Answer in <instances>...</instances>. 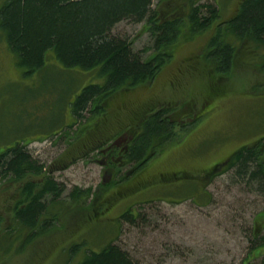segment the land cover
<instances>
[{
  "label": "rangeland",
  "instance_id": "1",
  "mask_svg": "<svg viewBox=\"0 0 264 264\" xmlns=\"http://www.w3.org/2000/svg\"><path fill=\"white\" fill-rule=\"evenodd\" d=\"M182 1L217 3L221 17L179 40L152 81L119 90L105 112H85L80 121L71 102L83 86L105 76L97 67H65L52 49L42 70L25 74L0 28V147L26 142L64 187L43 216L47 229H31L14 212L25 182L0 177V264H79L109 242L140 264L261 263L260 250L248 251L253 233L264 234V192L231 169L209 183L206 175L240 146L264 138V46L232 38L238 47L233 68L218 73L208 43L216 23L232 18L240 0ZM179 6L180 0L152 4L165 16L185 13ZM113 33L132 40L143 58L151 54L142 50L153 42L146 21L122 20ZM163 104L176 106L175 121L203 116L118 179L132 169L124 165L118 174L108 166L109 148L124 146L126 136L140 131L144 118ZM75 187L90 195L74 199ZM130 207L136 215L131 221L122 218Z\"/></svg>",
  "mask_w": 264,
  "mask_h": 264
},
{
  "label": "trees",
  "instance_id": "2",
  "mask_svg": "<svg viewBox=\"0 0 264 264\" xmlns=\"http://www.w3.org/2000/svg\"><path fill=\"white\" fill-rule=\"evenodd\" d=\"M153 1L3 0L0 28L25 74L42 70L48 51L52 49L65 67L85 70L97 67L105 76L103 82L83 86L71 102L72 111L80 121L87 111L86 117L105 112L106 102L119 90L152 81L173 57L172 48L179 40L191 39L208 30L221 17L217 3L210 1L183 6L180 0L179 7H184L186 12H171L166 16L160 9L152 8ZM157 1L161 5L169 0ZM125 19L147 22L153 42L142 50L152 51L148 57H142L132 40L113 33L116 24ZM232 38L264 46V0H243L232 18L216 23L208 48L210 61L218 73L225 74L233 68L238 47ZM175 108L171 104H163L144 118L140 131L120 152L121 159H109L118 174L124 165H130L132 171L141 168L163 146L179 136V131L188 129L203 116L199 112L186 121H175L172 118ZM26 145L18 141L0 147V177L25 182L22 197L14 208L15 217L22 225L31 229L41 225L47 229L50 223L48 217L44 221L43 216L49 205L61 196L64 187L49 173L47 164L35 157ZM226 169H231L237 179L264 192V138L240 146L226 159L213 165L212 172L206 175L209 177L207 182ZM35 176L38 177L34 179ZM124 176L126 174H120L118 179ZM83 193L90 195V191L83 192L77 187L71 195L78 200ZM135 217L131 207L122 214V218L129 221ZM251 241L253 245L248 256L253 250H260L264 256V234L255 231ZM244 263L250 262L246 259ZM79 264L140 263L117 243L109 242L99 251H88ZM260 264H264V257Z\"/></svg>",
  "mask_w": 264,
  "mask_h": 264
},
{
  "label": "flooded vegetation",
  "instance_id": "3",
  "mask_svg": "<svg viewBox=\"0 0 264 264\" xmlns=\"http://www.w3.org/2000/svg\"><path fill=\"white\" fill-rule=\"evenodd\" d=\"M243 0H240V2H239V4L242 2ZM238 10V9H237ZM236 14V13H235ZM234 14V15H235ZM233 15V16H234ZM150 112H152V111H150ZM127 130H129V128L127 129ZM126 130V131H127ZM126 131H123L122 133H120V134H116V136L117 135H123ZM133 132H135L133 135H127L126 137H129V139H127V142L124 144V146H121V147H118V144L117 145H113L111 148H109V151H108V153H107V163H108V166H110V167H112L113 169H114V166H111L110 165V163H109V159L111 158V159H114V160H120L121 158H120V152L122 151V149L123 148H127L128 147V145H129V140L130 139H133L134 137H135V135L139 132H136V131H133ZM131 134V133H130ZM125 137V136H124ZM126 137L123 139V140H125L126 139ZM97 140H100L99 138H95L94 139V141H97ZM122 140V141H123ZM23 143H26V142H23ZM27 144V143H26ZM27 146V145H26ZM135 171H132L129 175L128 174H126V176H130L131 174H133ZM125 177V176H124ZM124 177H122V178H124ZM121 178V179H122Z\"/></svg>",
  "mask_w": 264,
  "mask_h": 264
},
{
  "label": "bare ground",
  "instance_id": "4",
  "mask_svg": "<svg viewBox=\"0 0 264 264\" xmlns=\"http://www.w3.org/2000/svg\"><path fill=\"white\" fill-rule=\"evenodd\" d=\"M93 4V3H92ZM80 9V8H79ZM70 25V24H69ZM88 112V111H87Z\"/></svg>",
  "mask_w": 264,
  "mask_h": 264
}]
</instances>
